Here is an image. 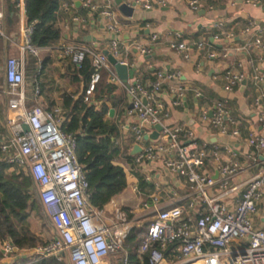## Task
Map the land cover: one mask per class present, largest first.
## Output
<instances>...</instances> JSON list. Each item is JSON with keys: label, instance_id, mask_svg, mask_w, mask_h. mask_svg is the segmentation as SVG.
<instances>
[{"label": "built area", "instance_id": "1", "mask_svg": "<svg viewBox=\"0 0 264 264\" xmlns=\"http://www.w3.org/2000/svg\"><path fill=\"white\" fill-rule=\"evenodd\" d=\"M12 1L19 21L16 39L5 33L4 15L0 10V40L11 43L16 54L5 59L2 73L4 88L0 93L4 95L6 110L15 112L16 117L8 122L7 131L0 133V153L9 170L20 171L29 178L55 237L30 250L16 249L6 240H0L1 255L31 251V262H35L49 257L60 260L66 253L70 264H108L112 260L116 264H130L124 244L128 230L125 214L114 208L116 223L112 222L107 227L99 222V210L88 203L87 184L74 155V138L60 129L63 121L60 109L45 110L36 104L26 107L22 57L23 54L37 57L39 49L30 42L32 24L24 23L23 0ZM185 1L192 11L197 10L196 0ZM243 1L254 4V0ZM133 2L148 11L163 7L165 0ZM82 6L90 12L97 10L91 0H82ZM99 14L108 20L113 18L108 10ZM111 27V24L107 26L108 29ZM213 27L219 28L220 24L214 23ZM253 29L252 44L259 52L258 59L264 61V36L253 22H247L245 31ZM149 40L156 41V35H150ZM192 46L199 49L202 44L186 43L177 34L168 43V48L184 59L188 58ZM139 53L144 55L147 52L141 49ZM109 54L116 59L115 42H111ZM58 56L66 59L73 68H79L85 58L89 59L93 73L83 90L84 101L92 97L103 70L108 75V82L125 88L130 102L124 116H134L138 121L131 131L132 142L139 148L133 155L132 165L126 166L125 170L139 172L142 181L148 183L149 178L142 170L160 158L163 167L183 179L188 186L189 196L167 207H157L156 198L152 197V217L140 235L138 250L139 254H147V264H164L163 251L167 246L172 248L170 264H264V230L253 227L251 222L257 203L264 194V167L242 184H233V178L246 166L234 159L231 148L196 144L190 129L163 125L168 112L160 101L153 98L161 88L160 74L151 83V91L136 81H127L129 87L126 88L101 53L62 45ZM208 56L214 57V54L209 53ZM223 78V90L231 91L237 76L226 71ZM175 94L171 104L179 106L183 90L177 89ZM38 95L37 86H33L32 96ZM194 96L197 98L199 93L194 91ZM209 112L210 116L203 110L200 120L223 136L238 135L236 122L228 115L223 101H215ZM258 121L264 129V115ZM22 125H26V132ZM154 125L160 128L156 138L152 142L143 140L144 136L152 134ZM246 143L254 153H245L243 158L250 161L251 166H257V154L261 153L264 161V138L251 134ZM222 155L231 159L223 161ZM209 163L212 170L205 169ZM154 187L157 189L156 185Z\"/></svg>", "mask_w": 264, "mask_h": 264}, {"label": "crops", "instance_id": "2", "mask_svg": "<svg viewBox=\"0 0 264 264\" xmlns=\"http://www.w3.org/2000/svg\"><path fill=\"white\" fill-rule=\"evenodd\" d=\"M120 1L131 7L130 16H124L117 10L116 0H91L96 6L95 12L83 8L82 0H60L55 26L60 31L61 39L49 47L39 49L37 57L28 54H23L22 57L25 92L26 89L30 92L33 86H37L39 91L37 97L25 95L26 107L38 104L47 109L51 105L61 111L62 98L76 91L69 75L71 65L58 56L60 46L71 45L93 53L109 54L110 44L115 42L118 52L116 60L135 70L128 82H139L144 77V84L148 85L147 77L156 80V75L160 74L162 89L153 94V98L160 101L168 112L163 125L188 128L200 143L231 148L234 159L246 166L245 170L233 178V184H242L264 167L261 153L257 154V166H251V162L243 158L245 153H254L246 143L249 135L264 138V129L258 121L264 115V61L258 59L259 52L252 44L255 29L245 31L247 22L251 21L264 36V0H254V4L244 3L243 0H196V11H192L185 0H165L163 7L148 11L135 5L133 0ZM3 2L4 0L0 1V10L4 15ZM102 10L110 11L113 14L112 20L101 16L99 12ZM18 23L16 17L15 28L5 32L13 36V40L16 39ZM214 23L220 24V27L214 28ZM109 24L111 29L107 28ZM152 34L156 35L154 42L149 40ZM176 34L186 43H201V48L192 46L188 58L184 59L181 54L168 48L169 41ZM141 49L147 53L140 54ZM209 53H213L214 57H209ZM15 54L11 43L0 40V90L4 88L2 73L5 59L8 55ZM29 57L37 61L34 65L35 76H29L27 70ZM226 71L237 76V82L229 92L223 90V75ZM168 76L170 78L167 79ZM261 76L263 78L259 80ZM177 89L183 90L182 103L172 106ZM194 91L199 93L197 98ZM201 97L207 99L210 105L201 104L197 100ZM219 100L224 102L228 115L236 122L238 135L235 137L223 136L200 120L201 112H209L213 103ZM125 101L128 107L130 99L127 92ZM113 116L114 111L111 117ZM15 117V112L6 110L4 95L0 93V133L7 131L8 122ZM137 125L138 121L134 116L125 117L124 113L121 115L120 137L117 142L129 154L135 146L131 128ZM229 159L231 157L222 155L223 161ZM120 165L125 173V189L99 210L98 220L107 227L112 222L116 223L113 212L114 208H118L128 221L127 234L135 228L140 237L152 217V197L156 198L155 205L163 208L189 196L186 182L168 172L160 158L153 160L142 170L149 178V189L138 188L139 172H127V164ZM205 167L207 170L213 169L210 163ZM251 222L253 227L264 230V194L257 203ZM34 234L43 244L55 237L49 222L47 230ZM44 236L48 238H42ZM30 253L31 251L25 254L12 252L5 257L0 253V264H29ZM108 264L116 262L112 260Z\"/></svg>", "mask_w": 264, "mask_h": 264}, {"label": "trees", "instance_id": "3", "mask_svg": "<svg viewBox=\"0 0 264 264\" xmlns=\"http://www.w3.org/2000/svg\"><path fill=\"white\" fill-rule=\"evenodd\" d=\"M23 2L24 23L32 24L30 42L34 47L46 48L61 39L60 31L55 26L60 0ZM3 3L4 31L9 32L15 28L17 9L12 0H4ZM35 63L36 59L28 58L29 76H35ZM71 69L69 75L76 91L72 95H65L61 100L63 121L60 129L74 138V155L87 184L89 205L101 210L125 189L126 178L120 164L132 165L133 155L117 142L120 137V117L128 108L125 101L126 92L122 87L106 81L108 75L103 70L100 72L92 97L84 101L83 90L93 73L90 61L85 58L79 68ZM146 80L149 82L148 85L144 84V77L141 81L139 79L138 83L147 91H151V83L155 80L153 77H147ZM197 100L201 104L210 105V102L202 97ZM52 108L50 105L45 110ZM109 109L114 111L111 118L107 116ZM195 143L200 144L197 139ZM138 181L139 189H149L148 183L142 181L140 177ZM30 212L44 213L29 178L20 171L9 170L0 153V240H9L16 249L30 250L43 245L34 232L23 225ZM124 244L127 247L130 264H147V254L138 253L140 237L135 228L128 232ZM163 254L165 260L170 263L172 248L167 246ZM29 264L70 263L63 256L60 260L49 257Z\"/></svg>", "mask_w": 264, "mask_h": 264}, {"label": "water", "instance_id": "4", "mask_svg": "<svg viewBox=\"0 0 264 264\" xmlns=\"http://www.w3.org/2000/svg\"><path fill=\"white\" fill-rule=\"evenodd\" d=\"M116 5H117V10L122 15L130 16L131 11H132L131 7H127L125 4L121 3L120 0H116ZM102 54L106 56L107 61H108L109 65L111 66V68H112L115 76L119 80V82L121 84H123L126 88L129 87L127 81L132 79L133 73L135 71L134 68H128L126 66V64L120 63L115 58H113L110 54H107V52H103ZM112 113H113V111L109 110L107 116L111 117ZM208 116H210V112H208ZM159 129L160 128L158 125H154L152 134H150L148 137L144 136L143 140H146V139L154 140L157 136V132L159 131ZM22 130L24 132L27 131L26 125H22ZM138 151H139V148L137 146H134L130 152V155H134ZM7 243L9 246H12V244L10 243L9 240H7ZM0 253H2V252L0 251Z\"/></svg>", "mask_w": 264, "mask_h": 264}, {"label": "rangeland", "instance_id": "5", "mask_svg": "<svg viewBox=\"0 0 264 264\" xmlns=\"http://www.w3.org/2000/svg\"><path fill=\"white\" fill-rule=\"evenodd\" d=\"M25 95L27 97L31 95L32 97V89L30 90V92H28L26 89ZM35 100L37 101L38 98H36ZM23 225L27 227L29 230H31L32 232H37V231L43 232V230H47L48 221L44 213L36 214V213L30 212L29 216L24 221ZM42 238H48V237L44 236ZM64 259H66V261L68 262V257L66 253L64 254ZM165 263L168 264L167 262Z\"/></svg>", "mask_w": 264, "mask_h": 264}]
</instances>
